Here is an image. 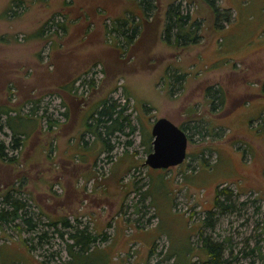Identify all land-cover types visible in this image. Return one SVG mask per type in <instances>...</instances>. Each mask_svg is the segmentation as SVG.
Returning a JSON list of instances; mask_svg holds the SVG:
<instances>
[{
	"label": "rangeland",
	"instance_id": "374dc122",
	"mask_svg": "<svg viewBox=\"0 0 264 264\" xmlns=\"http://www.w3.org/2000/svg\"><path fill=\"white\" fill-rule=\"evenodd\" d=\"M154 1L142 18L131 0H0V104L38 119L16 162L0 160V206L5 190L20 187L39 223L0 225V264H71L84 251L70 253L64 218L97 237L77 262L205 264L209 237L227 247L229 264H264V0H219L233 14L220 30L203 0H178L202 27L185 47L162 37L174 0ZM127 15L143 32L154 28L143 50L139 33L134 48L118 50L131 34L120 30ZM209 88L224 93L214 108ZM111 97L129 107L136 129L111 137L105 152L100 129L86 123ZM160 117L189 135L186 160L169 169L145 163ZM10 137L5 127L0 139ZM224 187L234 206L221 214L215 198Z\"/></svg>",
	"mask_w": 264,
	"mask_h": 264
},
{
	"label": "trees",
	"instance_id": "16d2710c",
	"mask_svg": "<svg viewBox=\"0 0 264 264\" xmlns=\"http://www.w3.org/2000/svg\"><path fill=\"white\" fill-rule=\"evenodd\" d=\"M195 1L196 0H194V2ZM203 1L207 3L209 8L211 9L212 22L210 25H212L216 30L225 29L232 21V9L222 8L221 4L218 3L219 0ZM131 4L133 5L134 9L129 10L132 12H136V10L138 9L140 13H142L143 11L144 14H141L142 18L147 17L145 15H150L151 11H153V8H156L154 0H131ZM128 18H130L129 15L120 20V22H122L123 20V22L125 23V27H120V30L122 29L124 33L131 30V34H123V39H125V48H121L118 46V50L126 51L128 49L134 48L133 38H136L138 36V33V43L142 44L141 50H143L145 46L151 44V35H154V28L152 27V29H150L149 31L146 29L143 32L140 29L141 25L139 27L137 23H134ZM164 19L165 24L162 37L163 40L168 44H172L175 46L182 45V47H185L190 44H196L199 38L202 37V27L199 19H194L192 17L191 9L184 6V3L182 1L174 0L173 2H171L166 9ZM116 21L119 22L118 19ZM144 21L145 19L143 20V22ZM128 22H132L133 24L127 26L126 24H128ZM59 28H63L65 30L64 22H62L61 24L59 23ZM39 34H43V30L39 31ZM174 77L176 81H178L180 79H183L184 75L179 74L175 75ZM96 86L91 84L92 89H95ZM71 91H74L76 93L77 89H75V87L73 86ZM207 94L208 97L212 98V108H214L213 99L215 97L217 98V100L219 99L221 103L224 101V93L221 88L215 89L214 91L209 88ZM93 108L94 112L92 115H89L88 118H95L96 122L92 124H89L87 122L86 125H95L96 128L98 127L100 129L93 130V132L95 133V136L104 143L105 152H110L114 149V145L110 144L109 141L111 137L115 136L116 134L131 135L135 132L136 127L132 126L130 115L126 114V112L129 110V107L126 104H121L116 99H113L111 97L100 100L93 106ZM19 111L20 109H17L16 106L12 104H0V132L2 133L5 127L11 131L9 144H7L3 139H0V160L5 163L16 162L19 153L22 151L21 148L24 144L23 139L27 137L31 125L33 126L37 124L38 121V119H35L33 117L22 118L20 113H18ZM13 112H16L17 114L13 115ZM16 121L24 122L26 129H19L18 123ZM186 128L189 129V127ZM182 129L184 131L186 130L184 125L182 126ZM216 135H219V133H216ZM131 144L132 142L129 141V145ZM145 145L146 152L150 153L152 150V136L150 134L147 142L145 141ZM11 151L17 152V154L10 155ZM227 190V187H224L216 191L217 196L215 198V207L216 209L220 208L221 214L232 212L234 206L233 200L231 198L232 196L231 194L226 192ZM21 192H23L22 189H20V187L16 189L15 186L4 191L0 206V225H12L16 222H23L27 225V228L29 230H36L39 227V223L36 222L32 216H27L29 203L25 201V197L23 198L21 195H18ZM221 197L223 198V201L219 200V198ZM226 200L227 202H225ZM208 212H210L209 214L212 215L210 210ZM49 224L52 225L54 223L51 222ZM62 224L65 227H73V229L70 230L69 235L70 240H72V243H70L68 246L70 253L72 255H75V252L72 249L76 246H78L80 250L88 253L97 237L90 234L86 227L81 228L80 226L71 225L69 219L67 218L63 219ZM207 224L211 228L215 227L212 221ZM15 227L21 229L20 223L16 224ZM44 238L45 235L40 236L41 240H43ZM24 240L29 250L34 249L29 243L30 241L28 238H25ZM205 246L207 247L208 253L210 255L209 261L205 264H229L228 261L224 258V254L228 250L227 247H224V244L213 242L209 237H206ZM84 252H82V254L78 252L75 255V258H73L71 264H74V262H76L77 264H86L83 262H77L79 258L84 257ZM249 264L255 263L251 262Z\"/></svg>",
	"mask_w": 264,
	"mask_h": 264
},
{
	"label": "water",
	"instance_id": "95a60500",
	"mask_svg": "<svg viewBox=\"0 0 264 264\" xmlns=\"http://www.w3.org/2000/svg\"><path fill=\"white\" fill-rule=\"evenodd\" d=\"M152 150L145 163L154 169H169L187 158L188 135L167 117L158 118L151 129Z\"/></svg>",
	"mask_w": 264,
	"mask_h": 264
},
{
	"label": "flooded vegetation",
	"instance_id": "af4514ba",
	"mask_svg": "<svg viewBox=\"0 0 264 264\" xmlns=\"http://www.w3.org/2000/svg\"><path fill=\"white\" fill-rule=\"evenodd\" d=\"M188 138H189V136H188ZM188 153V152H187Z\"/></svg>",
	"mask_w": 264,
	"mask_h": 264
},
{
	"label": "bare ground",
	"instance_id": "6f19581e",
	"mask_svg": "<svg viewBox=\"0 0 264 264\" xmlns=\"http://www.w3.org/2000/svg\"><path fill=\"white\" fill-rule=\"evenodd\" d=\"M188 149V148H187Z\"/></svg>",
	"mask_w": 264,
	"mask_h": 264
}]
</instances>
